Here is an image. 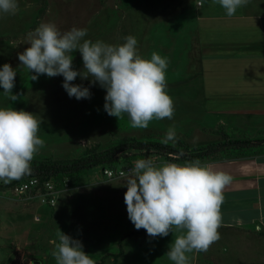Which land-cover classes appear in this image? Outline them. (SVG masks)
I'll use <instances>...</instances> for the list:
<instances>
[{"label":"rangeland","instance_id":"1","mask_svg":"<svg viewBox=\"0 0 264 264\" xmlns=\"http://www.w3.org/2000/svg\"><path fill=\"white\" fill-rule=\"evenodd\" d=\"M179 4L182 7L173 12L171 8ZM189 11V0H19L15 15L0 16V66L11 63L16 68L13 92L20 94L13 102L0 89V107L31 112L40 121L38 135L44 146L31 164L76 160L84 154H97L133 140L191 151L226 137L224 132H218V128L213 130L212 124L204 121L203 108L199 105V98L203 97L201 82L196 72L191 71V76L187 73L186 55L191 46L188 44L184 50L180 36L187 30L193 31ZM181 17L184 27L179 35L176 29ZM44 22L54 23L61 31L73 26L87 28L86 39L109 44H121L126 36L133 35L144 58H150L152 52L167 57L166 91L174 101V117L154 119L146 129L134 128L127 114L121 119L107 114L106 90L98 83L91 86V78L81 80L78 76L72 82L91 86V98L81 100L69 97L62 86V75L49 78L45 74L32 80L29 70L18 66L17 54L29 46L28 33ZM179 51L180 55L181 51L186 55L180 56ZM72 55L74 68L82 70L81 55L78 52ZM194 66L193 62L191 68L196 69ZM170 129L176 138L165 142ZM248 136L256 134L251 132ZM257 140H264V136ZM263 150L264 144L248 153ZM153 161L171 162L161 156L154 157ZM125 183L126 178L107 180L98 166L75 180L67 177L58 180L56 202L50 204L42 202L37 193L18 196L12 191L14 183L0 182V264H56L52 253L60 230L82 241L84 251L92 256L94 264H173L166 253L181 233L174 230L167 237L153 238L145 229L137 230L128 218ZM218 231L220 239L207 252L187 254L189 264H264L263 233ZM227 242L232 243L230 257H225L220 247Z\"/></svg>","mask_w":264,"mask_h":264},{"label":"clouds","instance_id":"2","mask_svg":"<svg viewBox=\"0 0 264 264\" xmlns=\"http://www.w3.org/2000/svg\"><path fill=\"white\" fill-rule=\"evenodd\" d=\"M228 17L248 0H213ZM19 0H0V16L15 15ZM87 28L73 26L61 31L51 22L41 23L28 33L29 46L19 52L18 60L31 73L32 80L41 75L63 76V88L70 98L90 99L91 86L106 90L104 110L121 119L124 114L134 128L146 129L152 120H171L175 114L173 98L166 91L169 60L157 52L144 58L138 52L133 35L121 44L86 39ZM78 52L83 69L73 66V53ZM91 78V86L73 84ZM16 68L11 63L0 66V89L11 101L20 98L14 93ZM40 121L25 110L0 107V181L5 184L31 174V162L44 146L38 132ZM170 129L165 142L174 140ZM127 171L124 202L129 220L137 230L145 229L149 237H167L179 231L169 245L167 257L173 264H189L188 253L207 252L220 239L223 190L232 176L214 170L200 160L183 164H156L152 158H139ZM52 255L56 264H94L84 251L82 241L61 230Z\"/></svg>","mask_w":264,"mask_h":264},{"label":"crops","instance_id":"3","mask_svg":"<svg viewBox=\"0 0 264 264\" xmlns=\"http://www.w3.org/2000/svg\"><path fill=\"white\" fill-rule=\"evenodd\" d=\"M189 2L188 19L193 31L179 33L184 27L182 17L176 30L183 37L180 41L184 50L188 44L191 46L188 55L182 51L181 55L185 54L189 60L188 76L191 71L196 72L201 82L203 97L199 98V105L204 121L212 124L213 130L218 128V132L236 139L262 138L264 0H248L232 17L213 0ZM181 7L179 4L171 10L176 13ZM193 62L196 69L191 68ZM251 132L256 136H248ZM200 161L232 176V182L223 190L222 222L218 230L229 234L258 235L256 231L264 234V150ZM231 244L220 246L225 257L232 255Z\"/></svg>","mask_w":264,"mask_h":264},{"label":"trees","instance_id":"4","mask_svg":"<svg viewBox=\"0 0 264 264\" xmlns=\"http://www.w3.org/2000/svg\"><path fill=\"white\" fill-rule=\"evenodd\" d=\"M263 144L264 140L233 139L227 135L218 142L196 147L189 151L185 147L177 149L173 146L158 142L133 140L97 154H84V156L76 160L66 159L40 162L38 164L33 163L31 164L30 175H25L21 179L14 180L11 183L15 184L16 182L31 177H37L41 181L52 180L56 183L65 177L70 180H75L86 175L89 170L98 166L113 167L122 163L133 162L139 158H149L155 155L167 157L171 161L176 162L212 159L219 156H228L229 154L244 155L262 147ZM128 151L132 152L128 154ZM169 155L177 158H170Z\"/></svg>","mask_w":264,"mask_h":264},{"label":"built area","instance_id":"5","mask_svg":"<svg viewBox=\"0 0 264 264\" xmlns=\"http://www.w3.org/2000/svg\"><path fill=\"white\" fill-rule=\"evenodd\" d=\"M160 155L150 156V158L158 157ZM170 158H177L169 155ZM171 160V159H170ZM134 162V161H133ZM133 162L122 163L117 166L101 167V173L107 180L125 179L127 171L134 166ZM174 162V161H171ZM177 163V162H174ZM2 182V181H0ZM57 184L52 180L41 181L37 177H31L16 182L12 186V191L18 196H27L28 194L37 193L38 197L44 203L54 204L56 202Z\"/></svg>","mask_w":264,"mask_h":264},{"label":"water","instance_id":"6","mask_svg":"<svg viewBox=\"0 0 264 264\" xmlns=\"http://www.w3.org/2000/svg\"><path fill=\"white\" fill-rule=\"evenodd\" d=\"M35 264H40L39 262H35Z\"/></svg>","mask_w":264,"mask_h":264}]
</instances>
